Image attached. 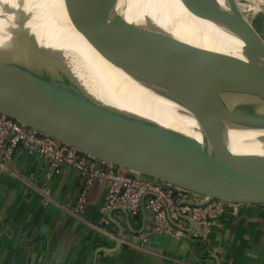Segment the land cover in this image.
<instances>
[{
  "label": "bare ground",
  "instance_id": "6f19581e",
  "mask_svg": "<svg viewBox=\"0 0 264 264\" xmlns=\"http://www.w3.org/2000/svg\"><path fill=\"white\" fill-rule=\"evenodd\" d=\"M199 1L0 0V48L52 80L63 73L118 110L190 135L195 124L179 112L232 129L244 113L257 133L234 132L233 148L262 154L263 86L243 65L185 54L166 35L241 58L243 45L218 10Z\"/></svg>",
  "mask_w": 264,
  "mask_h": 264
},
{
  "label": "water",
  "instance_id": "95a60500",
  "mask_svg": "<svg viewBox=\"0 0 264 264\" xmlns=\"http://www.w3.org/2000/svg\"><path fill=\"white\" fill-rule=\"evenodd\" d=\"M203 1L218 10L225 27L242 42L241 58L196 46L169 32L167 37L185 54L243 65L264 88V41L237 1ZM56 74L60 81L0 48V113L99 161L198 194L205 203L229 200L264 206V152L233 148L234 132L257 133L244 113H237L240 127L232 129L198 113L179 112L195 124L197 136L190 135L132 111L118 110L80 82ZM235 83L246 99L242 82L236 79ZM260 99L264 107V93ZM259 141L264 146V138L260 136Z\"/></svg>",
  "mask_w": 264,
  "mask_h": 264
},
{
  "label": "crops",
  "instance_id": "0c3cea01",
  "mask_svg": "<svg viewBox=\"0 0 264 264\" xmlns=\"http://www.w3.org/2000/svg\"><path fill=\"white\" fill-rule=\"evenodd\" d=\"M253 1L255 22L244 16L264 41V3ZM48 169L41 156L24 151L8 168L0 166V264H264V208L220 216L210 245L156 235L141 249L131 238L146 228L145 213L132 219L114 210L105 226L101 209L108 183H98L76 215L87 178L71 166L48 178ZM45 181V191L33 187L41 189Z\"/></svg>",
  "mask_w": 264,
  "mask_h": 264
},
{
  "label": "built area",
  "instance_id": "2783aa9c",
  "mask_svg": "<svg viewBox=\"0 0 264 264\" xmlns=\"http://www.w3.org/2000/svg\"><path fill=\"white\" fill-rule=\"evenodd\" d=\"M19 151L29 157L41 156L48 163V178L61 173L64 166L74 167L87 178V186L73 209L76 215L84 211L90 188L108 183L101 209L103 224H110L107 216L114 210H123L132 219L145 213L146 228L131 238L132 245L141 249H146L151 237L156 235L178 240L193 237L207 246L220 216L228 212L239 215L247 208H264L229 200L205 203V198L198 194L99 161L0 113V166L8 168ZM43 183L41 189L37 185L33 187L43 192L48 181Z\"/></svg>",
  "mask_w": 264,
  "mask_h": 264
},
{
  "label": "rangeland",
  "instance_id": "374dc122",
  "mask_svg": "<svg viewBox=\"0 0 264 264\" xmlns=\"http://www.w3.org/2000/svg\"><path fill=\"white\" fill-rule=\"evenodd\" d=\"M220 1H222V0H220ZM224 2H225V0H223ZM237 1V3L239 4V6L241 7V12L243 13V15H248L247 17L249 18V17H251V19L250 20H252L253 22H255V20L256 19H252V18H254V15H253V12L252 11H250L249 12V10L251 9V5H253L252 4V1L253 0H236ZM240 2V3H239ZM264 5V4H263ZM264 7V6H263ZM259 16H260V14H259ZM258 16V17H259ZM257 17V16H256ZM238 41H239V39H237ZM240 42V41H239ZM241 44V43H240ZM258 208V207H257ZM260 208V207H259Z\"/></svg>",
  "mask_w": 264,
  "mask_h": 264
}]
</instances>
